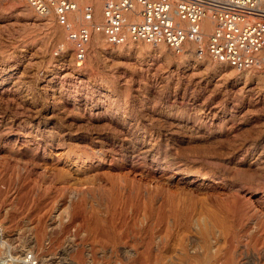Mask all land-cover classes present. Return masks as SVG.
I'll return each mask as SVG.
<instances>
[{
    "label": "rangeland",
    "instance_id": "obj_1",
    "mask_svg": "<svg viewBox=\"0 0 264 264\" xmlns=\"http://www.w3.org/2000/svg\"><path fill=\"white\" fill-rule=\"evenodd\" d=\"M77 1L103 22L102 0ZM37 15L0 0V242L12 256L264 264V68L245 79L190 42L157 55L92 30L78 66L68 33L83 23Z\"/></svg>",
    "mask_w": 264,
    "mask_h": 264
},
{
    "label": "built area",
    "instance_id": "obj_2",
    "mask_svg": "<svg viewBox=\"0 0 264 264\" xmlns=\"http://www.w3.org/2000/svg\"><path fill=\"white\" fill-rule=\"evenodd\" d=\"M103 22H95L90 5L78 8L72 0H27L39 16L53 12L57 22L65 25L69 14L80 11L88 25H80L68 33L80 46L75 61L81 66L85 59L83 44L91 38V30L104 36L108 44L122 45L127 39L151 46L160 44L173 54L184 53L186 42L195 45L191 53L202 59L208 56L238 72L260 65L259 53L264 47V0H102ZM138 5L139 10L135 9ZM130 13L137 20L126 18ZM213 21V29L205 32L203 19ZM184 22L186 25H182ZM190 53V52H188ZM31 254L24 264H37Z\"/></svg>",
    "mask_w": 264,
    "mask_h": 264
},
{
    "label": "bare ground",
    "instance_id": "obj_3",
    "mask_svg": "<svg viewBox=\"0 0 264 264\" xmlns=\"http://www.w3.org/2000/svg\"><path fill=\"white\" fill-rule=\"evenodd\" d=\"M23 1H24L25 3H27L26 0H23ZM72 1H74V3L77 5V7H78L79 9L82 8V5H80L81 3H79L80 1H77V0H72ZM103 3H104V2H102V1L97 2V4L94 6L95 9L97 10V7L100 8L101 5H102ZM29 8L31 9L30 6H29ZM139 8H140V7L136 4V5H135V9H136V10H139ZM94 15H95V14H94ZM36 17H39V16L37 15ZM43 17H46V18L48 19L49 22L51 21V22H55V23L59 24V23L57 22V20H56V18H55V16H54V13H53V12H49L46 16H43ZM126 18H128V19H130V20H137V19H138V18H136V17H133L130 13L126 14ZM76 19L79 20L80 24H82V23L85 24V23L83 22L82 18H81L80 11H75V12H72V13L69 14L68 22H67V24H65V25H69V26L74 25ZM181 24L184 25V26L186 25V23H184V22H182ZM87 25H88V24H87ZM213 25H214L213 21H212V20L210 19V17H208V16H206V17L203 19V21H202V27H203V30H204L205 32H207V33L210 32V31L213 29ZM127 41H129V42H131V43H134V42H132V41H130V40H128V39H127ZM135 44H136V45H144L145 47H147V48H149V49H152L154 52H156L157 55H158V54H165V53H164L165 45H163V44H160V45H157V46H151V45H148V44H145V43H142V42H135ZM187 44H188V42H186V43L184 44V46L187 45ZM191 46H192V49H194L195 45H194L193 43H191ZM85 52H86V51H85ZM179 57H180V56H179ZM207 57H208V56H207ZM208 58H209V57H208ZM259 58H260L261 62H260V65H259L258 67H263V68H264V47H263V49H262V50L260 51V53H259ZM208 63H210L211 65L217 67L218 69H222V70H224V71H226V72H236L235 69H233V68H231V67H229V66H227V65H225V64L217 63V62H215V61H213V60H211V59H209V62H208ZM255 68H256V67H255ZM255 68H253V69H255ZM253 69H251V70H249V71H242V72H240L239 74H241L243 78L248 79V78L251 76L252 71H254ZM237 72H238V71H237ZM255 77H256V76H255ZM257 80H258L259 82H261V80H260L259 78H257ZM0 233H1V232H0ZM1 238H2V237H1ZM0 247H5V252H3V253L0 255V264H24V258H25L27 255L30 254L29 251L26 250L22 257L14 258V257L12 256V254L10 253V248H9L10 246L7 244L6 241L3 240V238H2V240H1V242H0ZM37 264H38V263H37Z\"/></svg>",
    "mask_w": 264,
    "mask_h": 264
}]
</instances>
